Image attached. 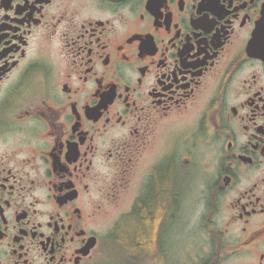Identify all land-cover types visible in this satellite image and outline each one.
Returning a JSON list of instances; mask_svg holds the SVG:
<instances>
[{"label":"flooded vegetation","instance_id":"obj_1","mask_svg":"<svg viewBox=\"0 0 264 264\" xmlns=\"http://www.w3.org/2000/svg\"><path fill=\"white\" fill-rule=\"evenodd\" d=\"M186 237L264 264V0H0V264Z\"/></svg>","mask_w":264,"mask_h":264},{"label":"rangeland","instance_id":"obj_2","mask_svg":"<svg viewBox=\"0 0 264 264\" xmlns=\"http://www.w3.org/2000/svg\"><path fill=\"white\" fill-rule=\"evenodd\" d=\"M197 225V220L193 219L189 225V228H195ZM199 235V234H198ZM197 244V240L193 241L191 237L186 238H180L176 241V250L175 254L172 257L173 262L175 259L179 262L180 260L185 261L184 264H200V261L206 260V254L208 252V247L206 249H202L200 251H192L190 254L185 256L184 250L187 246H195ZM199 248V247H198ZM111 257V255L104 256V261L102 264H121L122 262V255H116ZM151 255H148L146 258L148 264H156L157 263V257H150ZM221 264H239L236 259H233L231 255L224 254L221 259ZM158 264V263H157ZM179 264V263H178Z\"/></svg>","mask_w":264,"mask_h":264},{"label":"bare ground","instance_id":"obj_3","mask_svg":"<svg viewBox=\"0 0 264 264\" xmlns=\"http://www.w3.org/2000/svg\"><path fill=\"white\" fill-rule=\"evenodd\" d=\"M139 247H141V244H138ZM136 245L132 246V248H129L125 243L121 242V241H118L114 244L113 246V250H112V253L110 254L111 257L115 256L114 254L116 255H122L120 257H122V262L124 260H129V259H138L140 256V254L137 253V249H136ZM129 248V249H127ZM121 262V263H122Z\"/></svg>","mask_w":264,"mask_h":264},{"label":"trees","instance_id":"obj_4","mask_svg":"<svg viewBox=\"0 0 264 264\" xmlns=\"http://www.w3.org/2000/svg\"><path fill=\"white\" fill-rule=\"evenodd\" d=\"M149 226L152 227V221L150 220L148 222ZM135 236V239H136V242L138 241V239L141 237L142 239H144V243H148V239L151 238V233H146V232H143V234L141 232H136L134 234ZM147 258V257H146ZM142 260V259H141ZM141 260L139 261V258L138 259H129V260H124L121 264H141ZM143 261V260H142Z\"/></svg>","mask_w":264,"mask_h":264}]
</instances>
